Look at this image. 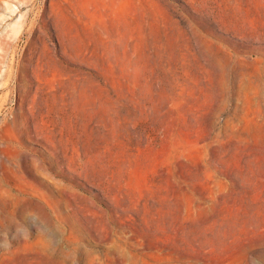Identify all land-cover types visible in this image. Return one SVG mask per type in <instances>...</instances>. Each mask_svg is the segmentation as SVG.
Wrapping results in <instances>:
<instances>
[{
    "label": "rangeland",
    "instance_id": "obj_1",
    "mask_svg": "<svg viewBox=\"0 0 264 264\" xmlns=\"http://www.w3.org/2000/svg\"><path fill=\"white\" fill-rule=\"evenodd\" d=\"M0 264H264V0H0Z\"/></svg>",
    "mask_w": 264,
    "mask_h": 264
}]
</instances>
